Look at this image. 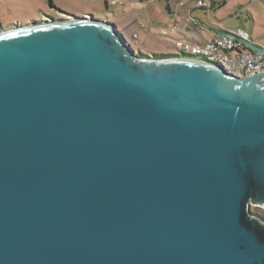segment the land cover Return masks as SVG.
Instances as JSON below:
<instances>
[{"label":"water","instance_id":"1","mask_svg":"<svg viewBox=\"0 0 264 264\" xmlns=\"http://www.w3.org/2000/svg\"><path fill=\"white\" fill-rule=\"evenodd\" d=\"M251 205L264 72L140 57L88 15L0 29V264H264Z\"/></svg>","mask_w":264,"mask_h":264},{"label":"rangeland","instance_id":"2","mask_svg":"<svg viewBox=\"0 0 264 264\" xmlns=\"http://www.w3.org/2000/svg\"><path fill=\"white\" fill-rule=\"evenodd\" d=\"M113 0H1L0 2V29H9L28 24L33 21H44L45 17L66 19L67 15L75 17L92 16L94 19H113L112 12L117 7ZM147 11V17L152 16L154 21L161 20L165 15L158 0ZM197 0L187 3L186 8L193 10L194 16H199L205 26L221 25L225 32H232L237 28L247 32L251 41L258 47H264V0H224V5L215 11H207L197 6ZM121 7L120 5L118 6ZM60 10L62 13H59ZM149 12V13H148ZM215 12V13H214ZM146 13V12H145ZM151 13V14H150ZM66 14V15H65ZM110 14V15H109ZM205 15V16H204ZM245 20H247L245 22ZM108 22L113 23L108 19ZM123 34L125 42L136 53L144 55H177L175 46L166 47L165 44L153 39L151 42L140 43L119 27L117 31ZM174 44V41L172 42ZM158 46V47H157ZM251 213L264 223V207H250Z\"/></svg>","mask_w":264,"mask_h":264},{"label":"crops","instance_id":"3","mask_svg":"<svg viewBox=\"0 0 264 264\" xmlns=\"http://www.w3.org/2000/svg\"><path fill=\"white\" fill-rule=\"evenodd\" d=\"M152 1L155 0H113L112 3L117 9L112 12L113 19L106 17L105 20H111L117 31L119 27H122V31H126L132 39L140 43H152V40H149L154 38L165 44L166 47L174 46L177 41L204 42L217 35L216 31H224L220 24L217 26L200 25L197 22H200L199 16H194L193 10L186 8L187 3L193 0H158V3L161 4L160 7L165 12L163 13L165 17L154 21L151 15L147 17L148 8L154 5ZM224 4L222 3L211 10L215 11L216 8H220ZM57 11L62 13L60 10ZM121 35L123 36V34Z\"/></svg>","mask_w":264,"mask_h":264},{"label":"built area","instance_id":"4","mask_svg":"<svg viewBox=\"0 0 264 264\" xmlns=\"http://www.w3.org/2000/svg\"><path fill=\"white\" fill-rule=\"evenodd\" d=\"M224 0H198L197 6L210 11ZM228 35H215L199 43L177 41L176 57H187L219 65L226 74L243 78L264 72V54L247 49L242 42H251L250 35L240 28ZM264 48V47H261Z\"/></svg>","mask_w":264,"mask_h":264},{"label":"trees","instance_id":"5","mask_svg":"<svg viewBox=\"0 0 264 264\" xmlns=\"http://www.w3.org/2000/svg\"><path fill=\"white\" fill-rule=\"evenodd\" d=\"M224 3V2H223ZM140 57H147L144 54L138 53ZM155 59H165V58H173L176 57V55H152Z\"/></svg>","mask_w":264,"mask_h":264}]
</instances>
